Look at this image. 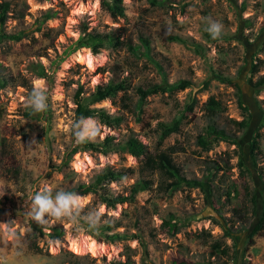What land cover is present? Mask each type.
I'll return each mask as SVG.
<instances>
[{"label":"rangeland","instance_id":"rangeland-1","mask_svg":"<svg viewBox=\"0 0 264 264\" xmlns=\"http://www.w3.org/2000/svg\"><path fill=\"white\" fill-rule=\"evenodd\" d=\"M102 1L0 0L10 4L3 30L25 34L21 41L0 43V264H109L124 261L127 247L135 264H209L220 261L211 251L226 246L230 256L237 253L235 260L225 259L230 264H264V230L253 245L248 239L264 210V128L257 166L250 151L263 117L264 89L257 92L248 82L264 76V65L251 74L252 64L264 62V0H123L125 17H113ZM48 12L54 17L45 21ZM85 27L113 32L140 47L139 54L126 46L100 54L84 48L61 61ZM40 66L54 79L51 91ZM111 79H127L129 90L95 107L123 117V123L111 128L97 118L78 122V101ZM179 83L186 88L145 102L137 93L139 87ZM239 95L252 112L250 128L244 135L236 132L238 144L218 142L205 150L198 137L207 135L210 124L207 102H221L217 124L235 132L232 120L242 119ZM183 115L180 132L158 145V123ZM130 134L148 147L147 156L113 151L69 157L78 139L124 141ZM241 154L250 173L240 170ZM165 162L199 186L175 189L180 181ZM106 167L133 169L110 184L114 195H129L139 180L151 187L113 209L91 194L66 195L92 184ZM82 220L119 222L115 232L140 234L146 248L137 239L99 241L82 228ZM54 229L63 236L55 237ZM226 230L234 232L232 238ZM68 252L87 259L77 261Z\"/></svg>","mask_w":264,"mask_h":264},{"label":"trees","instance_id":"trees-1","mask_svg":"<svg viewBox=\"0 0 264 264\" xmlns=\"http://www.w3.org/2000/svg\"><path fill=\"white\" fill-rule=\"evenodd\" d=\"M153 3H155L153 1ZM102 6L105 10H107L113 17H125V7L123 6V0H103ZM10 9V4L5 2L3 5H0V43L4 39H10V40H16L21 41L24 37V33H19L16 35L7 34L3 30L4 21L7 17V12ZM54 17V14H51L48 12L44 16V20L47 21L49 19H52ZM40 29V28H38ZM206 36L213 40L218 41L220 38L212 33H207ZM142 42V46L145 48L146 51H150L149 46V40L146 38H140ZM176 40L182 41L181 39L177 38ZM127 47L128 50H130L131 53L138 55L140 51V47L134 46L130 42H123L121 40L120 36H117L113 32L108 33H100V32H89L88 29L85 27L83 31L81 32V35L79 36L78 40L70 46L69 49H67L64 52L63 58L61 61H64V58L69 57L76 53L77 51L81 49H90L92 53L94 54H100L102 50L109 49V48H123ZM197 51H200L201 46L196 45ZM264 65V62L262 60H258L257 63L252 64L251 66V74L252 76H255L259 73L261 67ZM39 75L41 78H44L46 80V85L49 88V90H53L54 88V79L52 76L48 75L45 68L40 66ZM249 85L256 90L257 92H260L264 89V76H260L256 81L253 80V77H251L249 80ZM0 85H3V82H0ZM237 88L239 86L236 85ZM130 88V84L127 79H111L106 84L98 85L95 90L87 97H84L79 100L77 103V112H78V122H82L85 119L89 118H97L102 124L111 127V128H117L119 127L124 119L120 116H113L109 114L105 109L103 108H97L95 107L97 104H100L106 100L114 99L116 98L120 93L128 91ZM185 89L186 86L184 83H179L173 86H160L157 84L149 85L146 88L139 87L137 89V93L140 96V100L142 102H145V100L153 95L166 93L167 91H173L176 89ZM240 92V91H239ZM239 106L242 109V119L239 121L232 120V125L235 128V132H232L230 130L227 131L225 128H221L217 124V118H219L220 114L224 111V108L221 104V102L217 101L214 97H211L209 101L207 102L205 106L206 116L210 121V124L207 129V135H200L198 137V144L201 145L205 150H210V148L218 142H227L232 144H238V141L241 139V136H238L237 133H243L246 134L248 129L251 126L253 115L250 110V108L245 105L242 101L241 95H239ZM263 117L260 122V126L258 130L254 134L253 141L251 142V158L254 162V164L257 166V156L256 151L260 148V142L259 139L261 137L260 130L264 128V108L260 106ZM33 113L35 114H41V113H47L49 116L50 111L46 109H40L39 111H35L33 109ZM27 117L29 118H36L34 114L29 113L27 114ZM182 117H176L174 120H172L169 123L166 122H160L158 123L157 128V134H158V145H162L167 139H169L173 134H178L181 130L183 118ZM237 132V133H236ZM72 135L76 136L77 130L76 128H73ZM242 135V136H243ZM212 138V139H210ZM118 152V151H124L127 152L129 155L135 157V158H141L148 155V147L134 134L128 135L127 139L124 141H117L115 137L108 136L104 140L101 141H92L88 138L78 139L77 144L75 148L71 151L69 157L70 159L78 152H92L97 154H108L110 152ZM239 167L240 170L243 173H250L249 168L247 167L244 156L241 154L239 156ZM164 166L172 171L175 175V177L178 179V184L174 187L177 189L179 185L186 184L190 187H197L199 186V183L197 181L189 180L187 179L181 170L180 167H178L176 164H170L165 162ZM131 168L128 169H115L113 167H106L100 174H98L92 184L86 185H80L76 189L68 190L67 196H87V195H93L97 202L100 205H105L107 208L113 209L116 208L119 205H123L129 202H133L138 194L141 192L147 191L151 187V183L146 180H139L137 181L131 188L129 195L124 194H118L114 195L110 191V184L114 182H118L122 179H125L132 173ZM251 202L253 205V214H257V196L256 194L252 195ZM68 203V202H67ZM120 223H99V222H92L87 220H82L81 226L84 228L86 232L91 234L95 239L103 242H116V241H124L128 238L130 239H137L139 240L140 244L146 248V244L144 240L142 239L140 234H133L132 236L125 235L121 232H115L114 230L119 227ZM264 230V210L262 214V218L259 220V222L255 225V227L250 231L248 235V239L250 241V244H254V239L257 235H259ZM228 237L232 238L234 232L231 230H226L225 233ZM54 236L57 238H61L63 236V230L62 229H54ZM69 256H71L73 259L77 261H83L87 258L78 256L76 254H73L72 252L67 253ZM125 260L124 261H117V262H111L109 264H135V261H133V250L130 247H127L125 250ZM211 257H216L220 261L219 262H209V264H230L226 258H229L232 260H235L237 257V253L234 251L232 256H230V248L228 246L224 248L219 249H213L211 251ZM180 264H186V262H181Z\"/></svg>","mask_w":264,"mask_h":264},{"label":"bare ground","instance_id":"bare-ground-1","mask_svg":"<svg viewBox=\"0 0 264 264\" xmlns=\"http://www.w3.org/2000/svg\"><path fill=\"white\" fill-rule=\"evenodd\" d=\"M81 59V58H80Z\"/></svg>","mask_w":264,"mask_h":264}]
</instances>
